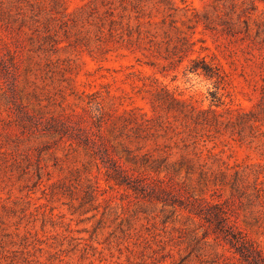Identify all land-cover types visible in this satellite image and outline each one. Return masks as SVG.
<instances>
[{
  "label": "rangeland",
  "instance_id": "1",
  "mask_svg": "<svg viewBox=\"0 0 264 264\" xmlns=\"http://www.w3.org/2000/svg\"><path fill=\"white\" fill-rule=\"evenodd\" d=\"M28 3L39 7L38 29L24 28L25 34L10 30L13 43L7 45L5 31H0V58L8 66L6 74L0 72V134L20 129L15 116L24 105L29 110L40 107L44 116L63 107L72 121L83 115L82 126L105 119L92 129L116 147L115 157L121 156L122 163L126 154L119 141L125 133L139 135L128 146L147 152L142 163L149 155L159 162L169 152L168 162L173 163L181 154L191 157L187 150L195 146L209 178L222 170L229 181L235 169H243L248 178L234 197L228 183H213L197 172L185 175L184 163L173 164L180 172L174 180L183 181L188 194L208 201L232 200L231 219L264 250V0H172V8L161 0H22L31 13ZM111 19L122 34L110 33ZM45 24L58 40L54 51L47 42L34 41ZM167 28L173 40L178 30L195 41L194 50L179 63L162 57ZM16 40L29 56L18 65L8 53H20ZM153 42L161 46L160 55L151 51ZM197 56L220 62L222 84L216 87L203 75L185 73ZM150 60L155 66L145 64ZM4 90L15 91L16 106L3 104ZM210 91L223 100L218 111L228 108L235 116H254L235 128L223 113L218 130L194 132L185 104L195 112L209 108ZM133 112L142 123L138 132ZM35 125L36 135L20 144V153H30L21 165L28 174L19 176L11 153L0 159V264H247L228 244L216 243L199 218L173 212L172 206L150 197L153 190L136 197L111 185L106 161H91L69 141L42 147L38 142L46 139L39 137L46 131L45 117ZM38 163L41 179L36 176ZM180 192L163 194L186 201L188 194Z\"/></svg>",
  "mask_w": 264,
  "mask_h": 264
},
{
  "label": "trees",
  "instance_id": "2",
  "mask_svg": "<svg viewBox=\"0 0 264 264\" xmlns=\"http://www.w3.org/2000/svg\"><path fill=\"white\" fill-rule=\"evenodd\" d=\"M59 1L63 2L64 0H52V3L56 4ZM181 1L185 2V0ZM161 2L169 6V8H172V0H161ZM28 4L30 6L28 11L31 13L24 10L22 0H0V31H5L3 33V41L5 45L13 43L11 39L12 35H10L11 33L9 32L10 30H17V34H25L24 28H28L29 30L38 29V25L36 24L38 19L36 16L39 13V7L37 6L36 9L32 3ZM62 17H67V15L63 14ZM67 21V19L62 20L64 26H67ZM109 23L111 25L110 33L115 32L122 34L121 31H116L113 27V19H111ZM126 24L127 27H129L128 21ZM170 28H172V25ZM175 32L177 35L173 40L171 36L172 34L168 28L163 31V36L165 38V41H163L165 43L163 50L165 53L162 57L164 59L176 58V61L179 63L188 53L194 50L193 46L195 41L192 40L191 35L184 32L182 33L178 30H175ZM34 41H41L43 44L47 42L49 47H51L49 50L52 49L54 51L57 49L58 40L55 38V34L52 33L51 27L47 24L43 26V35L36 36ZM257 43H259V49H263V43L261 40H258ZM17 44L18 47H20V53L13 54L8 51V53H10L9 59L14 65L24 63L29 58L28 55L21 53L23 48L22 46L24 45L21 46V43L19 42ZM151 45V51L160 55L161 46L158 45V42H153ZM43 49L48 50V48ZM261 56L264 58V52ZM145 64L155 66V62L151 60L145 61ZM185 70V73L203 75L206 79L213 80L216 87L222 84L225 78V73L220 62L217 60L214 61V59L206 60L205 56H197L191 59ZM7 71L8 66L5 63V60L0 58L1 74L4 75ZM1 95L3 98V104L9 105L11 103L16 106L14 100L16 98V94L14 90L11 92H5L4 90ZM210 95L211 103L209 108L205 110H197L195 112V107L193 105L185 104V106L188 107L190 118L194 124V132L196 133H199L201 129L205 127L218 130L219 126L223 124V121L220 119L223 113L229 114L227 121L231 122L232 126L235 128L242 127L250 120V116H254L251 115L250 112H237L235 116L231 114V110L228 108L218 111L217 108L223 105V100L221 99V96H218L217 91H210ZM17 97L21 99V96ZM159 98L160 97L153 99L154 107L158 105L156 103L160 102ZM261 100H264V86ZM180 101L183 104L185 103V100ZM212 105L214 107H212ZM64 109L65 108L62 107L61 110L51 113L49 116H44L40 107L36 109L31 108L29 110L27 105H24L23 109L22 107L19 108L15 117L18 118L17 124L20 129L17 131L4 130L3 134H0V159L5 161L6 155L11 153L15 156L12 163L13 168L16 170H19L18 168H20L21 170L19 176H25L28 174V167H22L21 165L23 162L28 161L30 153H20V144L23 142L24 138L36 135V132L39 130L35 125L36 121L41 117H45L46 131L39 135V137H45L46 139H42L38 142L42 147L47 146V148H50L49 145L51 143L59 145L61 143H65L66 141H69V146H73L75 144L76 148H82L85 154L90 157L91 161H97L99 159L107 162L106 180L111 181V185L123 187L124 190L129 192L131 191L135 194L136 197L138 195L146 197L148 195V189L149 191L153 190L154 192L151 194H154L150 195V197H154L155 200L164 201L163 205L172 206L173 212L186 211L188 216L199 218L206 224L207 229H209V232L213 235V240L216 243L224 242L225 244H228L236 253H238L240 259L246 261L247 264H264V250L254 241L247 238L245 233L238 228L235 221L231 219L230 202L232 200L213 202L208 201L203 197L188 194V190L185 188L184 182L175 181L173 178L174 174H180L179 169L174 168L173 164L176 163L180 165L184 163L186 164L184 170L185 175L197 172L199 177L212 181L213 183H228L231 188V197H234L249 176L243 169H235L229 181L226 177V173L222 170L215 173L213 172L211 179L207 175L208 171L205 167L206 164L202 163L200 160L201 151H198L195 146L192 147L191 150H187V153L192 155L191 157H186L181 154V159L173 163L168 162V157L171 155L170 152L161 158L159 161L161 163L158 162L157 158L152 157V155H149L146 158L145 163H142L141 159L147 155V152L139 154L128 146V144L133 142L132 140H134V138L137 139L139 137L136 133L134 138L131 137V134L125 133V139L119 141V145L126 154V163H122L120 161L121 156L115 157L117 155V151L115 149L116 147L113 145H107L101 139V135L96 134L92 129V126L99 129L103 124L102 121L105 119L99 120V122H93V125L88 124L82 126L80 125V122L86 119L83 115L79 116L78 121H72L67 113L64 112ZM233 117L235 118V122L233 121ZM131 119H133V121L136 120L134 122L138 125L136 126L135 132H138V128H140L139 126L142 123L137 122V115H135L134 112L131 115ZM147 120L148 119H145V121ZM186 125L187 124L184 126ZM240 132H242V129H238V133ZM121 133L122 132H120V135ZM193 143H195V141ZM38 147L39 144L36 145V148ZM142 147L143 145L137 146L135 149L140 150ZM185 148H187V146ZM53 155L55 156V154ZM41 172L42 166L38 163L36 167V176L38 179H41ZM161 172H164V175L160 177L159 173ZM152 173L155 175V178ZM90 185L93 191L96 190V186L94 184L91 183ZM180 190H183L188 194V196H186V201L173 200L170 198L167 199L166 197L164 198L165 194L163 193H166L167 195L170 193H181ZM258 190L259 189H256V192Z\"/></svg>",
  "mask_w": 264,
  "mask_h": 264
}]
</instances>
